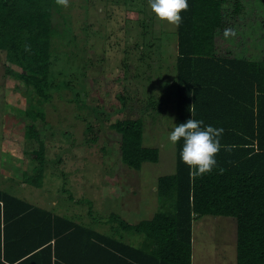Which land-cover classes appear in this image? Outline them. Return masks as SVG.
<instances>
[{
	"label": "rangeland",
	"instance_id": "1",
	"mask_svg": "<svg viewBox=\"0 0 264 264\" xmlns=\"http://www.w3.org/2000/svg\"><path fill=\"white\" fill-rule=\"evenodd\" d=\"M239 1L244 9L234 17L227 14L233 0L224 3L228 23L217 29L215 51L252 54L257 60L264 54L255 39L263 25L264 0ZM59 7L52 14L57 30L52 48L58 57L59 52L70 57L53 62L51 82L58 87L48 100L38 102L19 78L6 75L0 51V189L112 235L116 223H103L109 214L129 223L149 219L158 210V177L175 171V145L168 140L175 127L174 103L164 85L174 79L176 26L157 19L149 0H70L67 8ZM253 25L261 29L248 32ZM225 29H233L235 37L225 39ZM31 104L45 115L35 123L46 159L39 187L34 184L39 163L30 154L38 142L23 133L31 123L24 116ZM138 117L144 122L143 145L158 149V161L136 170L121 162L119 135L110 125ZM26 176L33 179L28 182ZM236 232L231 216L195 218L192 264H235ZM119 234L135 247L144 241L140 233Z\"/></svg>",
	"mask_w": 264,
	"mask_h": 264
},
{
	"label": "trees",
	"instance_id": "2",
	"mask_svg": "<svg viewBox=\"0 0 264 264\" xmlns=\"http://www.w3.org/2000/svg\"><path fill=\"white\" fill-rule=\"evenodd\" d=\"M225 2L188 0L175 30L174 79L164 85L167 99L173 96L175 126L193 118L203 120L202 127L223 128L217 166L192 179L180 158L183 140L177 142L174 173L157 179L158 210L136 223L109 214L103 223H116L112 235L0 189V264H192V222L203 215L235 219V264H264V54L256 60L252 54L216 53L217 29L222 31L228 23ZM59 9L54 0H0V51L6 57V75L19 78L38 102L48 100L58 87L51 82L53 62L70 57L67 52L58 57L52 48L57 34L52 14ZM242 9V1L233 0L227 14L234 17ZM260 23L263 30L253 25L248 32L261 29L255 39L264 50V20ZM25 45L31 50L26 52ZM35 108L31 104L25 109L31 123L23 133L38 142L30 154L39 163L34 178L39 187L46 159L35 123L45 115ZM110 127L119 135L121 162L128 167L139 170L144 162L158 161V149L143 145L142 118L119 119ZM229 146L231 151L226 150ZM31 179L26 176L28 182ZM119 230L140 233L144 241L138 247L128 244Z\"/></svg>",
	"mask_w": 264,
	"mask_h": 264
},
{
	"label": "clouds",
	"instance_id": "3",
	"mask_svg": "<svg viewBox=\"0 0 264 264\" xmlns=\"http://www.w3.org/2000/svg\"><path fill=\"white\" fill-rule=\"evenodd\" d=\"M55 2L67 8L70 0H55ZM149 5L157 19L177 28L182 22L180 13L188 10V0H149ZM235 35L233 29L223 31L225 39L235 37ZM30 50V46L25 45V51ZM189 110L193 116L195 114L194 104ZM202 125H204L203 120L191 118L175 126L168 136V140L173 145L183 140L180 158L189 167V175L192 179L210 173L217 166L215 157L221 148L220 137L223 134V128H214L210 125L202 127ZM226 150L231 151V146ZM220 172L222 173L223 169H220Z\"/></svg>",
	"mask_w": 264,
	"mask_h": 264
}]
</instances>
